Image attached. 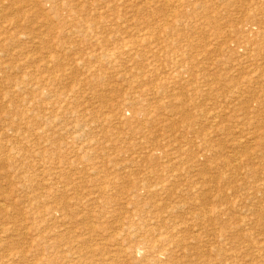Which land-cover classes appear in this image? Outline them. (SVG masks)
<instances>
[{
	"label": "rangeland",
	"instance_id": "rangeland-1",
	"mask_svg": "<svg viewBox=\"0 0 264 264\" xmlns=\"http://www.w3.org/2000/svg\"><path fill=\"white\" fill-rule=\"evenodd\" d=\"M0 7V264H264V0Z\"/></svg>",
	"mask_w": 264,
	"mask_h": 264
},
{
	"label": "bare ground",
	"instance_id": "bare-ground-1",
	"mask_svg": "<svg viewBox=\"0 0 264 264\" xmlns=\"http://www.w3.org/2000/svg\"><path fill=\"white\" fill-rule=\"evenodd\" d=\"M161 1V0H160ZM177 1V0H176ZM165 3V2H164ZM145 6V5H144ZM173 6V5H172ZM0 8H2V7H0ZM23 8V7H22ZM2 10V9H1ZM166 10V9H165ZM21 12V11H20ZM19 13V12H18ZM47 15V14H46ZM33 18V17H32ZM27 20V19H26ZM31 21V20H30ZM41 22V21H40ZM210 23V22H209ZM3 24V23H2ZM110 26V25H109ZM42 27V26H41ZM35 30V29H34ZM68 30V29H67ZM17 44V43H16ZM37 44V43H36ZM9 47V46H8ZM15 48V47H14ZM13 48V49H14ZM260 48V47H259ZM258 48V49H259ZM250 50V49H249ZM261 50H263V48H261ZM264 51V50H263ZM262 51V52H263ZM249 52V51H248ZM259 52H260V50H259ZM5 53V52H4ZM244 54V53H243ZM262 54H264V53H261V55ZM240 58V57H239ZM110 62V61H109ZM259 63V62H258ZM179 64V63H178ZM246 65V64H245ZM254 71V70H253ZM235 75V74H234ZM152 77V76H151ZM236 77V76H235ZM234 77V78H235ZM148 79V78H147ZM252 83V82H251ZM131 84V83H130ZM240 86V85H239ZM233 87V86H232ZM20 94V93H19ZM232 95V94H231ZM154 97V96H153ZM40 98V97H39ZM76 102V101H75ZM82 102V101H81ZM11 105V104H10ZM156 106V105H155ZM11 111V110H10ZM39 116V115H38ZM15 120V119H14ZM170 123V122H169ZM3 124V123H2ZM125 124V123H124ZM144 127V126H143ZM242 131V130H241ZM70 132V131H69ZM126 132V131H125ZM169 133V132H168ZM139 135V134H138ZM18 139V138H17ZM122 139V138H121ZM125 139V138H124ZM230 139V138H229ZM240 140V139H239ZM15 142V141H14ZM252 143V142H251ZM155 145V144H154ZM151 147V146H150ZM189 147V146H188ZM187 148V147H186ZM240 150V149H239ZM197 151V150H196ZM170 152V151H169ZM262 152V151H261ZM195 153V152H194ZM255 153V152H254ZM139 155H140V153H138ZM189 159H191V158H189ZM187 166V165H186ZM92 168V167H91ZM196 169V168H195ZM186 170V169H185ZM94 172V171H93ZM201 175V174H200ZM145 188V187H144ZM159 190V189H158ZM92 191V190H91ZM76 194V193H75ZM89 196V195H88ZM73 198H75V196L73 197ZM56 200H58V199H56ZM72 201V200H71ZM55 203V202H54ZM86 203V202H85ZM1 204V203H0ZM64 207H66V206H64ZM65 209V208H64ZM78 209V208H77ZM83 209V208H82ZM9 211V210H8ZM76 211V210H75ZM72 214V213H71ZM55 217V216H54ZM69 217V216H68ZM79 218V217H78ZM55 219V218H54ZM67 220H69V219H67ZM72 222V221H71ZM56 223V222H55ZM4 224V223H3ZM71 224V223H70ZM69 229V228H68ZM72 229V228H71ZM201 231V230H200ZM59 233V232H58ZM63 233V232H62ZM197 234V233H196ZM74 235V234H73ZM88 235V234H87ZM87 237H89V236H87ZM196 237V236H195ZM64 239V238H63ZM74 242V241H73ZM112 242V241H111ZM117 242H118V240H117ZM57 243V242H56ZM114 243V242H113ZM79 244V243H78ZM5 246V245H4ZM7 246V245H6ZM56 246V245H55ZM113 247V246H112ZM111 247V248H112ZM159 248V247H158ZM212 249V248H211ZM221 250V249H220ZM133 252V251H132ZM9 257V256H8ZM68 263V262H67ZM148 264V263H147ZM205 264V263H204Z\"/></svg>",
	"mask_w": 264,
	"mask_h": 264
}]
</instances>
